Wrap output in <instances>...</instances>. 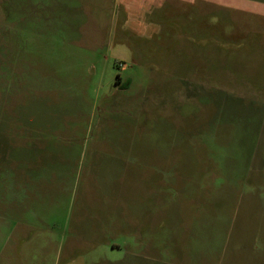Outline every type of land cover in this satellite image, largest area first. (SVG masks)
<instances>
[{"label":"rangeland","instance_id":"374dc122","mask_svg":"<svg viewBox=\"0 0 264 264\" xmlns=\"http://www.w3.org/2000/svg\"><path fill=\"white\" fill-rule=\"evenodd\" d=\"M0 264H264V0H0Z\"/></svg>","mask_w":264,"mask_h":264},{"label":"trees","instance_id":"16d2710c","mask_svg":"<svg viewBox=\"0 0 264 264\" xmlns=\"http://www.w3.org/2000/svg\"><path fill=\"white\" fill-rule=\"evenodd\" d=\"M116 76H118V74Z\"/></svg>","mask_w":264,"mask_h":264}]
</instances>
